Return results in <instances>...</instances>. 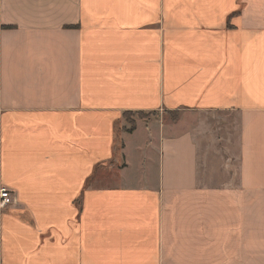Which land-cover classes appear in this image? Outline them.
I'll return each instance as SVG.
<instances>
[{"label": "crops", "instance_id": "obj_1", "mask_svg": "<svg viewBox=\"0 0 264 264\" xmlns=\"http://www.w3.org/2000/svg\"><path fill=\"white\" fill-rule=\"evenodd\" d=\"M2 187L0 264H264V0H0Z\"/></svg>", "mask_w": 264, "mask_h": 264}, {"label": "built area", "instance_id": "obj_2", "mask_svg": "<svg viewBox=\"0 0 264 264\" xmlns=\"http://www.w3.org/2000/svg\"><path fill=\"white\" fill-rule=\"evenodd\" d=\"M14 201L13 192L8 188H0V213L6 211Z\"/></svg>", "mask_w": 264, "mask_h": 264}, {"label": "rangeland", "instance_id": "obj_3", "mask_svg": "<svg viewBox=\"0 0 264 264\" xmlns=\"http://www.w3.org/2000/svg\"><path fill=\"white\" fill-rule=\"evenodd\" d=\"M141 116H144V117H147L148 116V114H145V113H142V114H133V113H125V119L127 120V123L128 124H130V126H131V123L132 122H134L133 120L135 119V118H137V117H140L141 118ZM173 116L174 117H176V119H177V116H178V113H176V115L173 113V114H170V113H168L167 114V116L165 117V118H167V117H169L170 118V120H172V121H174V120H176V119H172L173 118ZM222 123H224V122H222ZM127 124V125H128ZM134 124V123H133ZM217 126V125H216ZM220 128V130H222V131H224L225 130V128L226 127H229V125L228 124H222L221 126H219ZM235 129L234 130H232V132H233V137H234V140H235V138H236V133H235ZM221 142L223 143V140H221Z\"/></svg>", "mask_w": 264, "mask_h": 264}, {"label": "trees", "instance_id": "obj_4", "mask_svg": "<svg viewBox=\"0 0 264 264\" xmlns=\"http://www.w3.org/2000/svg\"><path fill=\"white\" fill-rule=\"evenodd\" d=\"M173 113H174V112H173ZM138 114H139V113H138ZM140 114H142V113H140ZM170 114H172V113H170ZM174 114L176 115V113H174ZM141 118H144V116H141ZM172 119L174 120V119H176V117L173 116ZM133 125H134V124H133V122H132V123H131V127H130V129L133 127Z\"/></svg>", "mask_w": 264, "mask_h": 264}]
</instances>
